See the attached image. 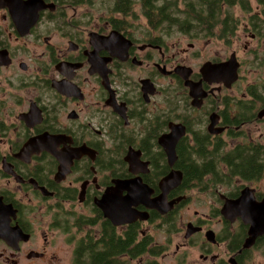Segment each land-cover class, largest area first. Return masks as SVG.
<instances>
[{
    "label": "flooded vegetation",
    "instance_id": "flooded-vegetation-1",
    "mask_svg": "<svg viewBox=\"0 0 264 264\" xmlns=\"http://www.w3.org/2000/svg\"><path fill=\"white\" fill-rule=\"evenodd\" d=\"M72 4L0 0V264H252L264 169L245 179L229 166L237 149L264 151L251 137L264 78L242 82L236 52L210 48H231L236 30L178 33L181 47L147 22L69 16ZM251 18L243 30L264 40ZM252 55L264 68V50ZM197 194L212 201L186 219ZM130 205L138 218L115 225ZM129 230L143 254L121 252Z\"/></svg>",
    "mask_w": 264,
    "mask_h": 264
},
{
    "label": "trees",
    "instance_id": "trees-1",
    "mask_svg": "<svg viewBox=\"0 0 264 264\" xmlns=\"http://www.w3.org/2000/svg\"><path fill=\"white\" fill-rule=\"evenodd\" d=\"M135 2H138L142 15L152 29L162 32L191 33L196 36L202 33L204 37H212L213 31L220 25L221 35L233 33L239 21L234 20L232 10L238 6L243 13H248L251 8L249 0H116L113 12L125 18L134 15L131 11ZM255 2L259 9L251 15L250 23L254 31L264 32V27L263 29L260 27L261 23L264 24V0H255ZM85 3V0H74L72 6L77 7ZM250 149V152L244 149L236 150L235 164L231 166L230 163L229 166L233 169L231 174L241 175L245 179L260 177L264 169V151L258 147ZM178 167L183 170L185 182L189 183L194 171L189 168L190 176L186 177L189 174L188 168L182 166L181 161ZM133 239L134 231L129 230L122 243L121 252L131 255L143 254L148 244L142 241L138 245H132Z\"/></svg>",
    "mask_w": 264,
    "mask_h": 264
},
{
    "label": "rangeland",
    "instance_id": "rangeland-1",
    "mask_svg": "<svg viewBox=\"0 0 264 264\" xmlns=\"http://www.w3.org/2000/svg\"><path fill=\"white\" fill-rule=\"evenodd\" d=\"M74 1V0H73ZM72 1V2H73ZM85 5L73 7V10H69L67 14L69 16L75 15L76 17H85V19L89 18L90 20H93L95 23H103L104 20L107 18H116L122 20L124 16H121L120 14L114 13L113 8L116 4V0H85ZM249 4L251 6L250 12L243 13L238 6H236L232 11L234 17L239 21L238 26L236 29L234 42L231 48H226L225 45H223L219 41L213 40V44L210 45L211 49L218 50V54L220 56L227 55L231 53L232 51L236 52V56L238 59L242 62H245V66L241 69V76L243 78L242 82H253L255 80H259L261 78H264V68H249V66L253 67L252 65H249L252 61V51H255L258 55L262 53L264 50V40H257L253 39L251 40L249 37V33H247L246 30H243V24L247 21V16L252 15L256 13L258 10L255 0H249ZM131 13L134 15L126 16L125 23H146L145 17L141 13L140 6L138 2H135L133 4V8ZM122 18V19H121ZM124 20V19H123ZM122 20V21H123ZM170 40L172 42L180 41L181 47H186L187 41H185L181 36L177 33V31H173L170 34ZM257 55V56H258ZM251 137L252 139H261L264 137V124L254 126L251 128ZM264 182V181H263ZM205 199V206H200L197 204V202H200V200ZM212 200L208 198V196H203L201 194H197L195 197V202H193L189 209H186L184 213V217L186 219H190L193 216L194 211H197L199 214L206 213L208 206ZM158 240H163V237H161V233L158 235ZM157 239V238H156ZM215 250L214 252H216ZM63 253V252H62ZM264 248L261 249L258 252H255L252 254V264H264ZM196 251L189 252V259L190 262H193V260L197 257ZM170 258L166 260V262H169ZM52 264H70L67 260H65V255H63V259L55 260Z\"/></svg>",
    "mask_w": 264,
    "mask_h": 264
},
{
    "label": "water",
    "instance_id": "water-1",
    "mask_svg": "<svg viewBox=\"0 0 264 264\" xmlns=\"http://www.w3.org/2000/svg\"><path fill=\"white\" fill-rule=\"evenodd\" d=\"M42 6V5H41ZM41 6H39V9H41ZM43 8L45 6H42ZM234 63V64H233ZM232 64V65H231ZM237 63L235 62V57L234 55H232L231 59H230V63H229V66L227 68V74L225 75H222L224 76V79L226 80H231V81H234L236 78H237ZM171 153H173V151L171 150ZM174 160V159H173ZM168 180V179H167ZM169 183V182H168ZM157 202V199L155 200ZM153 201V202H155ZM138 203H141V200H139ZM137 202L135 204H133V206H135L136 204H138ZM264 203H262L263 205ZM155 207H158V202H157V205L155 203L154 205ZM123 214H120V217H122V219H117L119 220V222H117V220H113L114 224L115 225H120V224H128V223H132L134 220H136L138 218V213H134L135 211L134 210H131V205L129 206V208H126L124 211H122ZM133 212V213H132ZM137 215V218H135V216ZM250 244V242H249ZM248 244V245H249Z\"/></svg>",
    "mask_w": 264,
    "mask_h": 264
}]
</instances>
